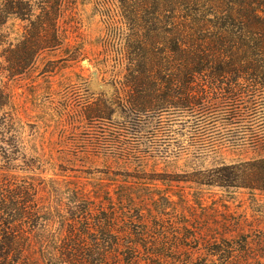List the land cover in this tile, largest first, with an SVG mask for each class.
<instances>
[{
    "label": "rangeland",
    "instance_id": "obj_1",
    "mask_svg": "<svg viewBox=\"0 0 264 264\" xmlns=\"http://www.w3.org/2000/svg\"><path fill=\"white\" fill-rule=\"evenodd\" d=\"M61 3L59 47L38 53L21 76L8 79V134L0 136V154L8 159L0 156V186L10 191L11 199L21 196V201L26 199L22 204L40 211L35 226L27 227L33 229V243L24 242L17 264H122V256L112 250L114 244L104 245L100 239L94 247L90 236V245L84 247L72 242L58 246L57 234L63 219L69 218L63 206L71 197H83L76 207L92 209L95 215L106 208L98 195L115 197L124 187L134 194L133 213L144 209L148 219L135 220L134 237L152 240L151 252L162 248L159 253L164 254H151L153 261H147L144 246L137 244L139 264H232L243 263L244 256H250L249 263H264V191L203 184L208 177L237 176L238 171L218 170L257 158L264 154L262 145L198 151L190 146L197 117L178 109L136 120L134 141L110 136L116 128L99 118L104 101L117 98L114 83L121 88L125 56H132L127 40L134 24L128 18L135 17V33L137 24L144 28L151 1L129 0L125 8L121 0ZM25 25L11 19L7 30L13 34ZM159 129L169 133L161 135ZM163 135L171 136L169 144L156 142ZM123 140L134 144L128 148L139 140L138 152H121ZM22 187L31 193L38 189L39 194L21 195ZM19 215L15 210L9 220L14 231L19 230L14 221L21 219ZM4 223L0 222V235L8 227ZM158 238L164 240L159 246ZM227 239L235 241L228 244ZM231 255L237 258L228 259Z\"/></svg>",
    "mask_w": 264,
    "mask_h": 264
},
{
    "label": "trees",
    "instance_id": "obj_2",
    "mask_svg": "<svg viewBox=\"0 0 264 264\" xmlns=\"http://www.w3.org/2000/svg\"><path fill=\"white\" fill-rule=\"evenodd\" d=\"M128 1L121 0L123 8ZM150 1L153 9L144 28L137 24L135 33V17L128 18L134 24L131 39L127 40L128 45L132 43V56H125L121 88L114 83L117 98L106 99L102 111L98 110L99 118L116 128L110 136L134 141L138 139L134 130L136 120L150 115H171L178 109L197 117L196 134L190 146L195 145L198 151L205 153L218 147L247 144L264 147V0ZM61 5V0H0V136L8 134V79L21 76L38 53L59 47ZM11 19L26 24L14 35L7 30ZM138 20L142 21V16ZM244 109L246 113H242ZM91 112L96 113L93 109ZM115 114L120 119L115 120ZM159 131L161 135L169 133L166 132L169 129ZM160 138L157 143H170V135ZM126 141L120 143L124 145L121 152L136 154L139 140L132 148L128 146L134 144ZM3 142L6 143L5 137ZM0 156L8 159L6 155ZM220 171L239 173L208 177L203 184L264 191V154L237 165H224ZM20 191L29 197L39 194L38 189L31 193L27 187ZM10 195V191L0 186V222L8 226L0 235V264H17L22 259L24 242L30 245L33 237V229L27 227L35 226L40 212L35 205L22 204L26 199L21 201V196L14 200ZM81 198L75 197L78 200L75 201L71 197L67 206H63V215L69 218L63 219L58 229V246L68 247L72 242L75 246L95 247L102 239L104 245L114 244L112 250L115 248L122 256V264H139L134 248L137 244L144 246L147 261H153L151 254L164 255L159 253L162 248L151 252L152 240L134 237L138 233L135 220L148 223V219L144 209L133 213L135 198L130 188L124 187L115 197L108 193L98 195L106 208L97 210L95 215L92 209L78 210L76 205ZM18 209L22 220H14L19 222V230L14 231L13 221L9 220ZM140 234L146 235L143 231ZM90 236L93 239L89 244ZM163 241L158 238L155 244L159 246ZM244 242L247 245L246 237ZM243 252L248 253L246 249ZM244 258L243 263L232 264H253L248 262L250 256ZM254 264L264 263L258 259Z\"/></svg>",
    "mask_w": 264,
    "mask_h": 264
}]
</instances>
